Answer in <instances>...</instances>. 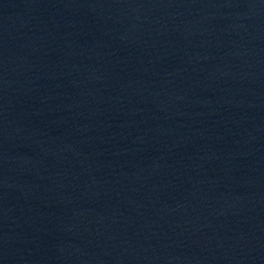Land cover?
Masks as SVG:
<instances>
[{"label":"water","instance_id":"obj_1","mask_svg":"<svg viewBox=\"0 0 264 264\" xmlns=\"http://www.w3.org/2000/svg\"><path fill=\"white\" fill-rule=\"evenodd\" d=\"M0 164L264 228V0H0Z\"/></svg>","mask_w":264,"mask_h":264}]
</instances>
